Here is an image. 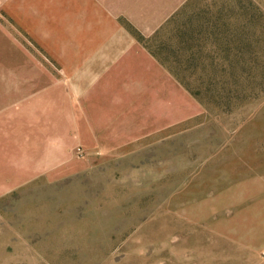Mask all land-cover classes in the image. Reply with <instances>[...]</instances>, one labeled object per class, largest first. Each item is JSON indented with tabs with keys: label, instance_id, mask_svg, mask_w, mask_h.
Here are the masks:
<instances>
[{
	"label": "rangeland",
	"instance_id": "obj_1",
	"mask_svg": "<svg viewBox=\"0 0 264 264\" xmlns=\"http://www.w3.org/2000/svg\"><path fill=\"white\" fill-rule=\"evenodd\" d=\"M177 12L138 38L177 69L178 129L1 198L0 264H264L223 231L243 205L264 225V0ZM12 29L0 9L5 81L13 59L22 75L29 57L56 74L22 34L25 52H12Z\"/></svg>",
	"mask_w": 264,
	"mask_h": 264
},
{
	"label": "crops",
	"instance_id": "obj_2",
	"mask_svg": "<svg viewBox=\"0 0 264 264\" xmlns=\"http://www.w3.org/2000/svg\"><path fill=\"white\" fill-rule=\"evenodd\" d=\"M185 2L0 1L12 21V52H25L16 39L22 34L57 68L55 74L29 57L22 75L13 59L5 81L0 41V199L178 129L180 81L138 36L153 35ZM243 206L234 221L223 220V231L256 260L264 253V225L259 231L247 222L255 215H243Z\"/></svg>",
	"mask_w": 264,
	"mask_h": 264
},
{
	"label": "trees",
	"instance_id": "obj_3",
	"mask_svg": "<svg viewBox=\"0 0 264 264\" xmlns=\"http://www.w3.org/2000/svg\"><path fill=\"white\" fill-rule=\"evenodd\" d=\"M178 14V12H176L175 14H173V16L171 17V18H169V20H167L165 23H169L170 21H172L174 18H175V16ZM164 23V24H165ZM147 48L149 49V52L153 55V56H155L161 63H166L165 61L166 60H164V59H162L161 58V56L159 55V53L158 52H156L154 49H152L151 47H149V46H147ZM168 68V67H167ZM178 79H179V77H178V72L176 71L177 69L174 67V66H169V68H168ZM188 90H189V92L191 93V94H193V92H192V89L190 90V88L188 87Z\"/></svg>",
	"mask_w": 264,
	"mask_h": 264
}]
</instances>
